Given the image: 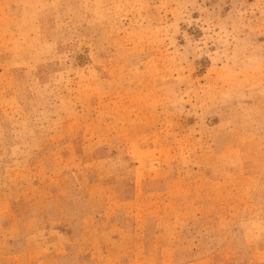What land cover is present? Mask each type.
Wrapping results in <instances>:
<instances>
[{
	"label": "rangeland",
	"instance_id": "374dc122",
	"mask_svg": "<svg viewBox=\"0 0 264 264\" xmlns=\"http://www.w3.org/2000/svg\"><path fill=\"white\" fill-rule=\"evenodd\" d=\"M0 264H264V0H0Z\"/></svg>",
	"mask_w": 264,
	"mask_h": 264
}]
</instances>
